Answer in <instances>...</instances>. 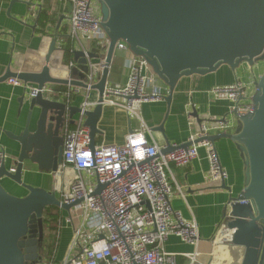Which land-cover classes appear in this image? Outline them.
Listing matches in <instances>:
<instances>
[{
  "label": "water",
  "instance_id": "water-1",
  "mask_svg": "<svg viewBox=\"0 0 264 264\" xmlns=\"http://www.w3.org/2000/svg\"><path fill=\"white\" fill-rule=\"evenodd\" d=\"M16 0H12L15 2ZM101 14V27L108 38L100 76L91 86L84 82L89 73L88 62L97 55L74 52V59H85V67L69 69L78 80L50 75L48 63L55 51L52 41L45 58L46 65L38 73L11 72L7 69L0 83L17 79L24 84L79 87L97 93V104L84 113L89 128L90 144L101 132L97 125L103 111V96L115 46L122 41L128 50L142 57L158 79L168 88L164 101L169 106L172 92L183 77L207 75L226 65L232 69L241 63L254 65L264 61V0H95ZM87 62V63H86ZM254 112L238 121L234 134L211 136L209 141L228 139L234 142L244 165V188L231 198L224 227L231 232L230 244L244 249L241 264H264V74L256 82L252 98ZM39 108L33 122L28 116L23 130L5 135L19 146L18 154L7 164L0 161V181L4 178L26 191L24 197L8 193L0 183V264H36L41 244L42 214L47 207L68 212L74 204H63L52 192L23 181L36 166L40 171L57 173L62 165L63 139L60 130L66 119L80 112L75 106L45 99L41 94L30 101V111ZM163 132V126L158 127ZM198 142V141H197ZM189 142L178 146L167 144L160 150L167 154L187 149ZM104 185H98V195ZM225 188V187H224ZM249 204H240V200ZM39 232L40 239H36Z\"/></svg>",
  "mask_w": 264,
  "mask_h": 264
},
{
  "label": "crops",
  "instance_id": "crops-1",
  "mask_svg": "<svg viewBox=\"0 0 264 264\" xmlns=\"http://www.w3.org/2000/svg\"><path fill=\"white\" fill-rule=\"evenodd\" d=\"M40 13L46 17L43 27L39 25ZM70 14L71 3L68 0H16L15 2L0 0V77L7 69L11 72H40L46 65L45 58L51 42L54 41L55 51L51 54L48 63L50 75L60 79L78 80L81 70L78 69L79 73L73 76L69 69L85 67L86 60L80 58L77 61L73 56V61L68 63L63 61L65 39L71 41L73 53L81 51L80 47L73 45V41L68 36ZM82 41V48L86 53L98 56V59L91 60L96 66V82L101 73L99 64L106 51L99 49V52L95 53L94 46L99 45H94L91 40ZM128 58L127 52L115 50L109 68L107 86L119 88L124 85ZM69 64H72V67H69ZM263 74L264 62H258L254 65L241 63L235 69L222 65L215 72L207 75L183 77L172 92L169 106L163 100L142 104L136 108L142 122L128 114L121 106L104 105L97 125L101 133L95 138V146L121 145L128 133L144 130V126L147 128L145 134L148 139L159 148H165L167 144L171 146L185 144L188 142V137L198 130L199 123L212 118H230L228 117L229 101L212 95L213 88L228 86L236 81L250 85L259 80ZM158 84L167 97L169 91L165 82L158 79ZM52 87L53 94L44 98L64 102L58 95V85ZM63 88L62 91H65L68 87L63 86ZM83 99L81 95L72 96L71 106H79ZM111 99L120 105L123 103L120 99ZM88 100L97 101V93L90 91ZM30 101L22 87L12 86L7 81L0 83V149L5 155L7 164L17 156L19 146L8 138L5 132L19 134L28 116L31 114L34 122L39 114L38 107L30 111ZM161 125L164 133L158 130ZM237 127L238 121L233 119L232 126L224 134H234ZM60 136L62 137L61 130ZM213 147L221 166L228 173V181L223 185L219 181L209 179L207 153L204 149H199L198 157L188 167L171 168L174 187L170 202L172 208L185 220L194 221L198 226L197 260L200 264H241L244 249L230 244L231 232L224 227V222L231 199L229 190L231 196H236L244 188V165L234 142L222 138L214 141ZM30 168L33 169L32 174L24 173L23 181L54 193L58 199L69 190L75 177L73 168H63L62 165L55 174L42 172L34 165ZM0 183L14 196L20 197V194L26 193L23 188L6 178ZM73 231V225L60 228L54 264H60L66 257ZM164 249L168 253L177 255L178 264H186L185 259L180 257L181 254L193 253L195 250L193 246L182 242L174 235L168 237Z\"/></svg>",
  "mask_w": 264,
  "mask_h": 264
},
{
  "label": "built area",
  "instance_id": "built-area-1",
  "mask_svg": "<svg viewBox=\"0 0 264 264\" xmlns=\"http://www.w3.org/2000/svg\"><path fill=\"white\" fill-rule=\"evenodd\" d=\"M68 1L71 3L68 36L73 45L86 54L82 40H91L103 52L106 51L108 38L101 27L98 2ZM115 50L129 54L127 77L119 88L106 85L103 105L121 106L140 120L136 108L146 103L162 102L165 91L146 61L134 56L124 42L118 41ZM102 63L103 59L100 69ZM88 67L89 73L84 82L91 86L95 82L96 66L88 62ZM7 82L22 87L29 100L39 94L43 97L53 94L52 85L39 89L17 79H8ZM256 82L248 85L236 81L228 86L213 88L212 95L229 101L230 118H212L199 123L198 130L188 137L191 145L187 149L167 154H161L162 148L148 139L146 126L144 130L128 133L121 145H100L91 149L84 113L92 110L97 101L89 102V89L68 87L58 92L67 106H71L72 96L81 95L84 98L77 106L80 112L73 120L66 119L61 128L62 167L73 168L75 177L69 190L59 200L67 205L78 203L68 212L60 210L59 230L65 225L74 226L70 248L60 264H178L177 255L164 249L170 235L195 248L193 253L180 255L186 264H200L197 260L198 226L194 221L185 220L171 206L174 187L171 168L188 167L198 157L199 149H204L209 163V179L223 185L228 181V173L221 166L213 142L208 138L226 133L233 119L239 121L241 117L253 114L252 98ZM111 98L120 99L123 103L120 105ZM3 158L5 155L0 149V161ZM99 184L104 185V189L93 195ZM229 193L230 198L238 196H231L230 190ZM239 203L249 204L250 201L243 199ZM44 261L41 259L36 264H54L53 261Z\"/></svg>",
  "mask_w": 264,
  "mask_h": 264
},
{
  "label": "trees",
  "instance_id": "trees-1",
  "mask_svg": "<svg viewBox=\"0 0 264 264\" xmlns=\"http://www.w3.org/2000/svg\"><path fill=\"white\" fill-rule=\"evenodd\" d=\"M39 25L41 27L44 26L46 22V17L43 13H40L39 17ZM95 45V43H94ZM101 49L99 46H94V52H99ZM73 51L71 50V41L67 38L64 40V48H63V61L64 63H68L73 61ZM59 92L64 90L63 86H58ZM61 211L56 207H47L45 208L41 221H42V237L40 248L44 250V256L46 261L49 263L55 259V250L56 243L58 238V220L60 218Z\"/></svg>",
  "mask_w": 264,
  "mask_h": 264
},
{
  "label": "rangeland",
  "instance_id": "rangeland-1",
  "mask_svg": "<svg viewBox=\"0 0 264 264\" xmlns=\"http://www.w3.org/2000/svg\"><path fill=\"white\" fill-rule=\"evenodd\" d=\"M59 184H57V186H58ZM60 192V191H59ZM58 192V193H59ZM25 194L26 193H23V195L22 194H20V197H24L25 196ZM17 197H19V196H17ZM58 197H59V194H58ZM40 257L43 259V260H45L46 261V258H45V256H44V250L43 249H41L40 248Z\"/></svg>",
  "mask_w": 264,
  "mask_h": 264
},
{
  "label": "flooded vegetation",
  "instance_id": "flooded-vegetation-1",
  "mask_svg": "<svg viewBox=\"0 0 264 264\" xmlns=\"http://www.w3.org/2000/svg\"><path fill=\"white\" fill-rule=\"evenodd\" d=\"M263 62H264V61H263ZM62 152H63V145H62ZM36 239H37V240L40 239L39 232H38L37 235H36ZM37 256L40 257V244L38 245V248H37Z\"/></svg>",
  "mask_w": 264,
  "mask_h": 264
}]
</instances>
